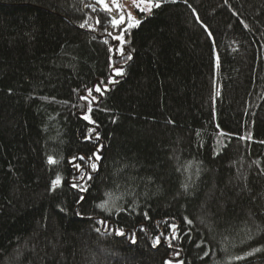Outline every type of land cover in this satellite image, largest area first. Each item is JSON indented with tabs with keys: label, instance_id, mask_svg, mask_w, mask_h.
Here are the masks:
<instances>
[{
	"label": "trees",
	"instance_id": "16d2710c",
	"mask_svg": "<svg viewBox=\"0 0 264 264\" xmlns=\"http://www.w3.org/2000/svg\"><path fill=\"white\" fill-rule=\"evenodd\" d=\"M155 2L0 0V264H264V0Z\"/></svg>",
	"mask_w": 264,
	"mask_h": 264
},
{
	"label": "snow or ice",
	"instance_id": "6c2138e0",
	"mask_svg": "<svg viewBox=\"0 0 264 264\" xmlns=\"http://www.w3.org/2000/svg\"><path fill=\"white\" fill-rule=\"evenodd\" d=\"M149 3H153L154 0H148ZM96 3L99 4V5H102L103 6V9L109 13L112 12V6L113 5H116L117 6V10L119 12V15H118V18L114 17L113 20H112V26L114 28H119L120 29V35H117V36H114L113 39L114 40H119L121 41V45H118L117 48H118V51L121 55H123V47H122V43H123V33L125 31H129L131 28L133 27H136L140 24V20H137L135 19L131 13H128L127 16L123 13V11L119 8V5L117 4V0H96ZM154 6L155 7H159V3L158 2H155L154 3ZM95 10V9H94ZM141 11H143V9H141ZM127 21V23H126ZM97 23H99V20H97ZM126 24V26H125ZM84 25L82 24L81 27H83ZM111 34V33H109ZM209 35H211V33H209ZM131 54L129 53L127 55V59H131ZM114 75L116 76H119L122 74L123 72V69L122 68H115L114 70ZM117 81L113 78H109L107 83H105V81L101 80L99 81L95 86H94V89L90 88L87 90L88 92V96H83L81 97L83 100L87 101V112L90 113L92 111V103L93 101H96L97 100V96L96 95H93V91L97 94H99L100 96H102L104 94V92L108 91V87L107 85L108 84H114L116 83ZM89 96H91V99H89ZM83 119L84 120H90V116L88 114H85L83 116ZM92 123H94V121H91ZM96 136L97 138L99 137V133H96ZM90 138V137H89ZM103 147V146H101ZM99 153V149L95 150V152L93 153V156H90L88 157V161L90 162L89 164H87L85 167H88L90 168L92 171H96L97 170V167L98 165L94 162H91L93 159L95 160H99L100 159V156L98 155ZM74 160L76 159L75 157L73 158ZM79 159L81 160H84L85 158L84 157H80ZM48 161L50 164H54L55 161L53 160V158L51 156L48 157ZM75 168L79 171V178L80 179H84L85 177H87V179H91V173L90 172H87V171H84L81 169V165L80 164H76L75 165ZM75 179V178H74ZM52 187L53 189L59 185L61 183V177L59 175L56 176V178L54 180H52ZM72 187L74 188H79L80 191H86L87 189L85 187H81L80 185L76 184V183H73L72 184ZM186 187V186H185ZM81 200H83L84 198L81 197L80 198ZM97 207L107 211V212H111L112 208L113 207H116L115 204H112L110 203V201L108 200H104L102 201L99 205H97ZM122 209H119L117 208V211H120ZM146 215V214H145ZM186 219V222L188 224H191L192 221L191 220H187ZM97 223H100V224H104L105 225V228L108 227L107 225V222L104 221V220H99L97 221ZM169 228L171 230H173V232H175V230L177 229V225L176 224H169ZM97 232L100 231V228H97L96 229ZM113 232H115L116 235H124L125 233L123 231H121L120 229H112ZM172 238H175V236H173ZM159 239L160 237H157L156 238V242H159ZM134 242V241H133ZM155 246V244H154ZM199 247V245H197ZM254 251H259V249H255ZM178 255V253H177ZM205 255H208L207 252H205ZM248 255H251V253H248ZM235 259L237 260H240V259H243V257H235ZM182 264V262H181Z\"/></svg>",
	"mask_w": 264,
	"mask_h": 264
},
{
	"label": "rangeland",
	"instance_id": "374dc122",
	"mask_svg": "<svg viewBox=\"0 0 264 264\" xmlns=\"http://www.w3.org/2000/svg\"><path fill=\"white\" fill-rule=\"evenodd\" d=\"M117 4L126 16L128 13H131V15L137 20H140L145 15L150 14L154 5V3H149L148 0H117ZM141 9H143V11H141ZM112 11L117 12L119 15L116 5L112 6ZM118 15L116 18H118Z\"/></svg>",
	"mask_w": 264,
	"mask_h": 264
}]
</instances>
